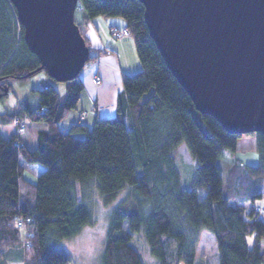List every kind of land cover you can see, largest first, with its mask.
Returning a JSON list of instances; mask_svg holds the SVG:
<instances>
[{
	"label": "trees",
	"instance_id": "obj_1",
	"mask_svg": "<svg viewBox=\"0 0 264 264\" xmlns=\"http://www.w3.org/2000/svg\"><path fill=\"white\" fill-rule=\"evenodd\" d=\"M97 17L125 20L141 70L122 74L116 115L96 118L90 127L59 126L79 102V77L62 83V98L46 83L36 90V108L0 115L2 125L25 113L26 126H46L37 133L36 148L21 144L17 133L0 134V264L13 251L22 264H69L58 244L94 224L75 191L93 182L105 206L127 191L110 212L99 264H144L130 244L140 231L157 264H264V137L255 134L259 164L235 160L223 184L218 160L235 150L240 136L195 110L149 35L144 6L138 0H78L74 22L89 49L88 62L96 57L85 30ZM40 67L11 1L0 0V102L11 80L25 83L44 71ZM181 145L195 162L188 188L175 166ZM25 169L34 173L35 184L23 177ZM17 217L23 218L25 239ZM204 231L213 236L216 253L197 257Z\"/></svg>",
	"mask_w": 264,
	"mask_h": 264
},
{
	"label": "water",
	"instance_id": "obj_2",
	"mask_svg": "<svg viewBox=\"0 0 264 264\" xmlns=\"http://www.w3.org/2000/svg\"><path fill=\"white\" fill-rule=\"evenodd\" d=\"M10 1L38 70L57 83L77 78L90 56L74 22L78 0ZM138 1L195 110L229 134L264 137V0Z\"/></svg>",
	"mask_w": 264,
	"mask_h": 264
},
{
	"label": "rangeland",
	"instance_id": "obj_3",
	"mask_svg": "<svg viewBox=\"0 0 264 264\" xmlns=\"http://www.w3.org/2000/svg\"><path fill=\"white\" fill-rule=\"evenodd\" d=\"M115 18L121 19L125 23L123 18ZM95 19H97L98 22L103 23L106 20L109 21L114 19V17H97ZM131 42L133 44L134 54L139 62L133 40H131ZM140 70L141 65L139 70L134 73ZM46 83L52 84L58 90L60 98L64 96L62 83L55 82L45 71H41L29 78L25 83H19L14 80L10 81L11 91L8 93L7 98L3 102H0V114L12 112L14 110V105L26 106V104L30 103L32 105L31 108L37 107L39 105V98L36 90L40 89ZM31 125L32 124L29 123L25 135H28L31 132ZM68 128L69 127L66 128L60 126V129L62 130H68ZM11 130V126L6 128L8 133H10ZM256 139L257 137L255 134L241 135L237 139L234 151L225 150L223 157L218 160V167L223 184L226 182L227 172L235 160L248 166H257L259 164L260 161L256 151ZM194 165L195 162L191 158L186 147L184 145L179 146L177 154L175 155V166L182 175L183 185L187 188L190 186L187 178L192 176ZM91 184L93 185L87 187L84 192H82L77 185L75 191L78 199L83 200L84 203L90 207L94 224L84 227L75 237L63 240L58 244L59 247L69 255V264H99L105 243L110 212L127 196V191L122 190L110 205L105 206L101 200L96 182ZM130 244L137 250L144 264H157L155 258L150 254L149 246L142 231L132 234ZM215 253L216 248L213 236L206 231L202 232L198 243L197 257H206L214 255ZM6 264H22L19 253L17 251L8 253L6 256Z\"/></svg>",
	"mask_w": 264,
	"mask_h": 264
},
{
	"label": "crops",
	"instance_id": "obj_4",
	"mask_svg": "<svg viewBox=\"0 0 264 264\" xmlns=\"http://www.w3.org/2000/svg\"><path fill=\"white\" fill-rule=\"evenodd\" d=\"M97 22V19L89 22L85 30V36L90 42L91 55L96 58L88 62L79 74L78 77L83 84L79 102L67 118L59 123V126L67 128L80 122L90 127L96 118L114 117L116 115L117 96L122 91V74L130 75L139 70L140 64L134 54L130 36L124 34L121 37H115L113 34L116 31H125V23L115 17L103 23ZM98 76L100 82L97 84L95 78ZM13 107L14 110L8 112L9 114L21 111L22 107L29 109L32 105L28 103L26 106L14 105ZM29 123L28 121L25 131L17 134V136L21 144L35 148L37 133L40 130H45L46 126L42 123H31V132L25 135ZM10 126L12 130L8 133L6 128ZM0 134L8 138L15 135L16 130L11 124H0ZM23 177L31 183H36L35 175L27 169L23 171ZM261 245L264 246V238L261 240Z\"/></svg>",
	"mask_w": 264,
	"mask_h": 264
},
{
	"label": "built area",
	"instance_id": "obj_5",
	"mask_svg": "<svg viewBox=\"0 0 264 264\" xmlns=\"http://www.w3.org/2000/svg\"><path fill=\"white\" fill-rule=\"evenodd\" d=\"M113 34H115V37H121L124 34H127V31H116ZM100 78L99 76L95 78V83H99ZM12 125L17 129L18 132H22L26 125V114L22 113L21 115H17L12 120ZM16 226L20 230V235L25 239L26 238V228L24 226V221L22 217L16 218ZM26 245H30L29 242H25Z\"/></svg>",
	"mask_w": 264,
	"mask_h": 264
},
{
	"label": "bare ground",
	"instance_id": "obj_6",
	"mask_svg": "<svg viewBox=\"0 0 264 264\" xmlns=\"http://www.w3.org/2000/svg\"><path fill=\"white\" fill-rule=\"evenodd\" d=\"M12 126H13V125H12ZM25 126H26V125H25ZM13 127H14V126H13ZM14 128H15V127H14ZM24 129H25V128H24ZM15 130H16V133H17V134H20V133H22V132L24 131V130H23L22 132H18L16 128H15Z\"/></svg>",
	"mask_w": 264,
	"mask_h": 264
}]
</instances>
